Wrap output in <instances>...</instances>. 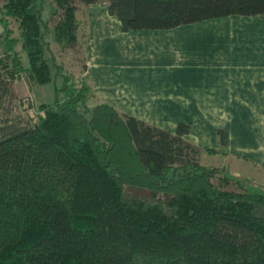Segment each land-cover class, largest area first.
Wrapping results in <instances>:
<instances>
[{"label":"trees","instance_id":"16d2710c","mask_svg":"<svg viewBox=\"0 0 264 264\" xmlns=\"http://www.w3.org/2000/svg\"><path fill=\"white\" fill-rule=\"evenodd\" d=\"M107 1L124 32L264 18V0ZM76 12V0H2L0 264H264V194L200 164L190 123L171 132L108 102L86 107L92 86L52 49L76 43ZM23 73L55 82L36 120L6 105Z\"/></svg>","mask_w":264,"mask_h":264},{"label":"rangeland","instance_id":"374dc122","mask_svg":"<svg viewBox=\"0 0 264 264\" xmlns=\"http://www.w3.org/2000/svg\"><path fill=\"white\" fill-rule=\"evenodd\" d=\"M76 6L79 24L76 43L61 45L52 41V49L65 72L76 83L88 80L93 85L96 96L90 97L86 107L93 108L100 102L115 106L114 102L125 99L128 113H136L146 122L166 130L174 132L179 122H191L192 140L200 149V164L226 165L233 176L246 181L249 191L264 194V175L257 172H264V134L253 131L254 114L248 110L236 113L197 112L194 106H178L173 98L167 101L169 106L157 105L152 100L160 91H165L167 96L184 95L187 99L192 93L203 94L210 84L204 72L205 65L209 63L248 64L250 61L251 66H263L264 20L259 16L229 15L172 29L125 34L115 29L118 23L107 13V0L90 5L76 0ZM238 20L256 26L247 25L245 30H239ZM13 28L18 34L15 23ZM24 60L27 63L26 54ZM98 74L106 97L100 96L96 90ZM13 91L16 95L14 102L6 101L13 115L36 120L38 105L54 100L55 82L37 84L23 73L13 83ZM225 127L236 134L231 150L234 158L205 153L203 146L218 147L216 130ZM235 149H239V153Z\"/></svg>","mask_w":264,"mask_h":264},{"label":"crops","instance_id":"0c3cea01","mask_svg":"<svg viewBox=\"0 0 264 264\" xmlns=\"http://www.w3.org/2000/svg\"><path fill=\"white\" fill-rule=\"evenodd\" d=\"M1 5H2V0H0V17H1ZM110 17L117 21L118 24L115 26L116 27L115 29L116 30L119 29V31L121 30L120 33L123 32L125 34H128L129 32H131V31L129 32L122 31L121 23L119 22V20L114 16L110 15ZM262 19L264 20V18ZM247 25L251 27L256 26L253 23L246 24L242 20L237 21V26H240L239 30H245V26ZM2 30L3 28L2 25L0 24V33L2 32ZM165 56L167 57L168 54H165ZM244 63L245 62L232 63L228 61L227 62L216 61L211 64L209 63L205 65V69H206V71L204 70L205 77L210 84H209V89L204 91V93L201 95L198 93H192L190 95V98L187 99L184 95L182 96L179 95L178 97H174L171 94L167 96L165 94V91H160L155 96L152 97V100L157 105L161 104V105L169 106L167 101L170 100V98H173L175 102L179 103L178 106L179 105L194 106L197 112H205V113L214 112V111H221L224 113L225 112L236 113V112H242L243 110H248V112L254 114L253 131H255V133L264 134V65L260 66V64H258L251 66L249 64L250 61L247 62L248 64H244ZM246 70H249V72L244 73ZM87 75L88 77L90 76L89 73H87ZM100 78L101 77L98 74L96 77L97 81L95 82V85L97 86L96 90H98L100 96L106 97L105 92L102 91V87H101L102 85L100 84L101 82L98 81ZM204 81L205 83L207 82L205 79ZM89 84L92 86L93 94L95 95L94 93L95 90L93 88V85L90 82ZM177 98L179 100H176ZM114 105L117 106L116 108L118 109L119 112L134 115L137 118L143 120V118L137 116L136 113H128L127 110L128 102L125 99H121L120 102H114ZM185 123L191 124L189 134L186 135L185 138L187 139V137H189L188 139L189 143L195 146H199L192 140L191 130L193 124L191 122H185ZM157 127L162 128V126H157ZM219 129H223V128H219ZM217 130H216V135H217ZM223 130L226 133V145H221L218 139L217 148L203 146L202 150L204 151L203 148L207 147L217 151V153H213V154H224L225 156L227 155L234 158V155L231 154L232 152L231 150H232V143L236 142L235 141L236 134L232 131V129H227L226 127ZM235 150H237L236 152L239 153L238 152L239 149H235ZM204 152L207 153L206 151ZM233 152L234 154L236 153L235 151ZM222 166H226V165H222ZM226 167L229 170V167L228 166ZM257 172L259 173V175L260 174L264 175V172L261 171H257Z\"/></svg>","mask_w":264,"mask_h":264}]
</instances>
